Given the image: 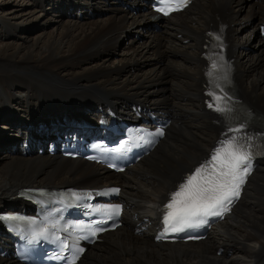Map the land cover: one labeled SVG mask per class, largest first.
I'll list each match as a JSON object with an SVG mask.
<instances>
[{"label":"bare ground","instance_id":"6f19581e","mask_svg":"<svg viewBox=\"0 0 264 264\" xmlns=\"http://www.w3.org/2000/svg\"><path fill=\"white\" fill-rule=\"evenodd\" d=\"M28 2H14L15 7L0 17L2 37L17 40L10 51L0 54L1 127L6 130L0 136V141L4 139L0 142V209L28 208L16 195L23 187L99 188L116 183L128 206L123 225L107 234L103 244L90 247L81 264H108L107 256L113 252L125 257H117L118 264L264 263V161L251 175L250 187L232 217L211 230L204 241L194 245L154 242L158 209L167 193L220 133L203 103L201 54L207 27L227 26L225 39L235 65L237 90L264 117V0L255 1L256 8L251 0H195L187 12L167 19L146 11L148 0H125L124 4L123 0ZM247 7L248 14L239 17ZM93 13L109 15L100 23L87 21L90 18L83 19L84 23L72 22ZM53 18L56 32L60 30L58 38L42 42L29 27ZM135 27L153 33L146 31L147 42L138 43L128 58L125 54L119 61L121 67L88 66L100 61L123 31L133 32ZM243 29L248 33L241 38ZM122 40L124 46L135 43ZM254 48L260 50L254 52ZM175 54L180 56L178 61L170 59ZM153 57L155 61L140 70L141 61ZM11 68L17 70L11 72ZM13 103H23V114L1 113L17 109ZM79 106L83 113H73ZM157 115L171 120L164 140L121 175L47 152L45 143L52 142L51 130L80 128L85 117L97 126L111 127L118 117L144 121ZM10 250L11 243L0 229V264H18ZM220 250L223 253L218 255Z\"/></svg>","mask_w":264,"mask_h":264},{"label":"snow or ice","instance_id":"6c2138e0","mask_svg":"<svg viewBox=\"0 0 264 264\" xmlns=\"http://www.w3.org/2000/svg\"><path fill=\"white\" fill-rule=\"evenodd\" d=\"M219 110V109H218ZM235 137L224 142L221 148L217 149L213 156V161L225 157L221 161V168L216 177L207 179V186H193V181L201 173L207 172V166L196 170V174L188 178V182L181 186L179 192L173 196V203L167 205L168 209H172L176 203V198L182 195L185 199L181 201V208L176 213L169 211L165 216V224L169 219L177 220L179 223L189 224L194 217L201 215H221L220 211H214L217 206H223L225 201L230 202L232 196L238 195L239 184L243 183V174H246L251 165L250 154L242 151L243 146L234 144ZM241 165H245L241 172ZM118 191V190H117ZM98 211H100L98 209ZM110 213H119V208L105 210ZM201 223L205 221H200ZM177 231L175 225L171 228ZM82 251V249H81Z\"/></svg>","mask_w":264,"mask_h":264},{"label":"rangeland","instance_id":"374dc122","mask_svg":"<svg viewBox=\"0 0 264 264\" xmlns=\"http://www.w3.org/2000/svg\"><path fill=\"white\" fill-rule=\"evenodd\" d=\"M13 1L14 2H17L16 4H19L20 1L21 2H25V3H31V2H28V0H11V1L10 0H0V17H4L3 15L6 12V10H8L9 8L12 9V8L15 7V3ZM251 1H252V7L256 8L257 5L255 4V1L257 2V0H251ZM124 2H125V0H123V2H121V4H124ZM27 7H31V5H25V8H27ZM122 9H125V7L122 8ZM249 9L250 8L247 7V8H245V10L243 12L241 11L240 14H239V17L240 16L243 17V16L247 15ZM147 10H148V8L146 9V11ZM75 13H76V11H75ZM108 15L109 14L106 13V14L100 16L97 13H93V14L90 15V17L88 15H86L82 19H73L72 22L73 21H77V22L80 21L79 23H81V22L84 23V21L86 22V20H83V19L90 18V19H87V21H89V22L97 21V22L100 23L102 21H105L107 19ZM15 16H18V12L15 13ZM53 20H54V18L52 20H47L43 24H37V25L36 24H32L29 28H34L36 30V32L33 33V35L36 36V35L39 34L42 42H50L51 39H57L58 38V34L60 33V30L58 31V33L56 32V30L58 28L56 27V23H54ZM70 22H71V20H70ZM23 28H26V27H23ZM146 31L148 32L149 30L148 29H144V28L143 29H140V27H135L133 29V32H129L128 30H126L125 32L123 31L120 34L119 40H115L116 42L114 41L112 44H110L109 48L106 51V54L103 55L100 58V61L92 62V63L88 64V66H93V65H95V63H98V64H100L102 66H109V67H112V68L121 67L122 66V63H120L119 61L122 60V59H124L125 54H127V56L125 58H128L129 55H130L129 53L131 52V50L134 47H136V45L138 43H144L145 44L147 42V39L148 38L145 36L146 33H147ZM152 31L153 30H150V32H148V33L151 34V33H153ZM242 31H240V33H239V36H241V38H242V36L245 37V35L248 33V29H243ZM2 33L3 32L0 30V54L3 53V52L10 51V49H12V47L14 46L12 44L13 41H17L16 38L7 39L5 37H2ZM122 39H125L124 43H126V41H131V40H133L135 43H132L130 45H128V43H126L125 46H124L122 44V42H123ZM253 41L254 40H252L250 42V44H249V45H251V48H252V46H254V42ZM258 49L260 50V48H258ZM258 49L255 50V48H254V50H255L254 52H256ZM121 52H123L124 54L118 55V53H121ZM143 55H145V54H143ZM34 56H36L35 53H34ZM253 56H257V54H255ZM170 59L171 60L174 59L175 61H178L180 59V56H176V54H175L174 55V58H170ZM154 61H155V58L154 57L152 59H150V60H147V61H141V63H142L141 66L142 67L140 68V70L147 69L148 66H149V64H147V63L148 62H154ZM14 70H17V69H14V68H11L10 69L11 72H13ZM137 70H139V66L137 67ZM14 74L19 75L18 73H14ZM247 85H248V83H247ZM169 93L170 92L168 91V95H169ZM21 100H22V98H21ZM185 102H187V101H185ZM15 106L17 107V109H15L13 111H10V112L2 111L1 113L5 114L6 116L9 113H10V116H11L14 112H18L19 114H23V112H22L23 107H24L23 103H21L19 105L14 104L13 107H15ZM82 109H83V106L76 107L73 113H75V112L77 113L78 111H79V113H81V112L83 113V110L84 109L83 110ZM1 115L2 114H0V136L3 135L4 133H6V130L1 127L2 126V123L4 121L3 119H1ZM82 116H84V115H82ZM12 133H14V132H11V134ZM46 136H49V135H46ZM3 141H4V139L2 141H0V142H3ZM8 146H10V147L13 148V145H9L8 144ZM8 146H7V149H8ZM0 162H1V158H0ZM124 247H125V244H122V248H124ZM131 255H132V253H127V256H131ZM117 257H119L121 259L122 258H125V257H122V256L120 257L116 252H113L112 254H110V255L107 256V262H108V264H118L116 262V260H115ZM110 259H112L113 262H110Z\"/></svg>","mask_w":264,"mask_h":264}]
</instances>
